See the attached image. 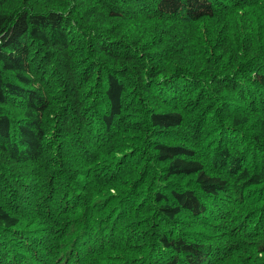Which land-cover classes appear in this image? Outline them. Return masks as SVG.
Returning <instances> with one entry per match:
<instances>
[{
    "label": "trees",
    "instance_id": "1",
    "mask_svg": "<svg viewBox=\"0 0 264 264\" xmlns=\"http://www.w3.org/2000/svg\"><path fill=\"white\" fill-rule=\"evenodd\" d=\"M0 264H264V0H0Z\"/></svg>",
    "mask_w": 264,
    "mask_h": 264
},
{
    "label": "bare ground",
    "instance_id": "2",
    "mask_svg": "<svg viewBox=\"0 0 264 264\" xmlns=\"http://www.w3.org/2000/svg\"><path fill=\"white\" fill-rule=\"evenodd\" d=\"M99 132H101V131H99ZM99 132H98V133H99Z\"/></svg>",
    "mask_w": 264,
    "mask_h": 264
}]
</instances>
